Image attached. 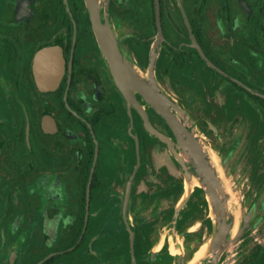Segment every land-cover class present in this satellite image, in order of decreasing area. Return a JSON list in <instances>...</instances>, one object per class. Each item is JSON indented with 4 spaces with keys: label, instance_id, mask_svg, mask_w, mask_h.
<instances>
[{
    "label": "flooded vegetation",
    "instance_id": "af4514ba",
    "mask_svg": "<svg viewBox=\"0 0 264 264\" xmlns=\"http://www.w3.org/2000/svg\"><path fill=\"white\" fill-rule=\"evenodd\" d=\"M185 2L182 0L184 7L179 5L184 32L179 30L182 29L178 26L180 22L167 17L164 0H160V28L155 0H0V194L3 197L7 195V207L2 208V214H18L23 179L38 176L40 152L44 147L61 150L58 158L63 157L67 171L75 166L86 168L91 155L92 168L98 151L95 171L99 179L100 154L104 149L118 153L134 152L141 162L139 153L153 156L155 143L166 147L184 143L188 134L178 127L173 103L169 110L174 115L175 128L147 99L146 91L155 85L169 101L160 87L167 77L171 84L196 83L198 87L214 86L217 82L233 83L246 95L250 91L255 95H250L252 98L264 100V95L253 91L228 72L230 61H233L230 60L231 53L225 50L216 52L217 40L213 29L217 18L203 16L199 0L194 7L188 3L185 5ZM239 2L243 5L245 0ZM186 6L193 10V16L185 14ZM92 10L98 14L108 38L117 44L124 72L117 70L104 54L93 25ZM234 24L237 25L236 19ZM113 25L125 29L119 38L132 39L130 51L137 62L141 63V51L150 49L152 45L162 52L156 63L152 58L148 60L147 82L126 70L123 48L111 34ZM169 28L179 30V34L173 36ZM245 37H239L241 51L246 50ZM42 50H47V56L41 65L38 56ZM231 56L236 57L235 53ZM183 70L190 71L191 80L180 78L179 73ZM235 98L243 101L242 97ZM146 120L157 133L146 126ZM107 136L112 137L113 143L107 144L102 140ZM45 184L43 191L47 193L45 197L47 205H50L61 196V183L56 180L52 185ZM34 186L39 188L38 183H34L31 186L33 191ZM92 201L90 195L87 209L85 195L82 231L76 245L68 250L70 253L76 251V246L80 247V252L87 253L93 246L95 264H192L205 249L201 243L205 227L198 230L201 231L196 240L198 244L182 253L183 241L173 242L171 235L162 241L160 230L166 226L153 225L151 221L119 225L128 231V239L123 238L124 234H116L122 238L88 241ZM53 210L44 215L45 241L50 245L62 220V212L56 207ZM87 212L89 218L85 226ZM254 216L252 207L244 213V228L250 227ZM130 219L134 220L133 217ZM191 226L184 230L183 225L176 221L169 229L176 230V233L178 230L183 237V232L190 231ZM54 228L55 235L51 242H47L48 232ZM244 234L245 243L237 252L240 259L228 264H264L263 244L254 242L257 238H253L251 232L243 230ZM50 254L56 255L55 252ZM16 256V251L10 253V264L14 263ZM214 259V254L209 252L195 264H214ZM82 264H90V260L86 259Z\"/></svg>",
    "mask_w": 264,
    "mask_h": 264
},
{
    "label": "rangeland",
    "instance_id": "374dc122",
    "mask_svg": "<svg viewBox=\"0 0 264 264\" xmlns=\"http://www.w3.org/2000/svg\"><path fill=\"white\" fill-rule=\"evenodd\" d=\"M197 1L186 0L184 4L194 7ZM199 1L203 16L217 18L213 29L216 52L225 50L236 55L230 54L233 61L228 72L264 95V0H245L243 5L239 0ZM179 5L184 7L182 0H164L167 17L180 22L178 26L182 29L179 30L185 32ZM185 14L193 16V10L187 7ZM179 30L169 28L173 36L178 35ZM124 31L113 25L111 34L123 48L126 70L147 82L148 60L152 58L156 63L162 52L155 45L144 49L141 63L146 64L141 66L130 51L132 39L119 38ZM243 35L247 43L246 50L241 51L239 37ZM179 74L180 78L191 80L190 71L183 70ZM169 81L167 77L160 87L173 103L178 127L188 134L187 140L174 147L155 143L153 156L140 152L141 164L132 180L137 161L135 153L104 149L100 154L101 166L92 198L87 240L122 238L116 234H124L123 238L128 239V231L119 225L151 221L153 225L166 226L160 230L162 241L170 235L173 242L183 241L182 253H185L198 244L196 240L201 233L198 230L205 227V237L201 239L205 249L201 258L199 256L192 264L209 252L214 254V264H221L223 260L222 264H228L240 259L237 252L245 243L243 230L251 232L253 238H257L254 242L264 246V100L246 95L233 83L217 82L214 86L198 87L196 83L180 85ZM236 96L242 97L243 103L236 100ZM102 140L113 143L111 136ZM60 151L47 146L40 152L38 176L23 179V191L19 193L21 209L17 215L2 214V208L7 207V195L0 194V264H10L12 251L17 252L13 264H36L51 252L56 253L52 264H82L86 259L95 264L93 246L87 253L80 252V247L76 246V251L68 250L76 245L82 231L92 155L86 168L75 166L67 171L63 157L58 158ZM200 158L204 159V164ZM205 167L213 171L212 178L219 180L218 199L205 193L206 185L201 181ZM56 180L61 183V196L47 205L44 184L52 185ZM34 183H38L39 188L34 186L33 191ZM55 207L62 212V220L50 245L45 241L44 215ZM251 207L255 209V216L250 227L244 228L243 216ZM176 221L184 230L190 224L193 226L181 237L178 230L176 233L169 229ZM222 228H225L223 236L215 241ZM172 251L176 252L174 248Z\"/></svg>",
    "mask_w": 264,
    "mask_h": 264
},
{
    "label": "water",
    "instance_id": "95a60500",
    "mask_svg": "<svg viewBox=\"0 0 264 264\" xmlns=\"http://www.w3.org/2000/svg\"><path fill=\"white\" fill-rule=\"evenodd\" d=\"M155 4H156V13H157V20H158V26L159 28L161 27L160 25V0H155ZM92 20H93V25L95 28V31L97 33V37L99 40V43L102 47V50L104 52V54L106 55V57L109 59L110 63L119 71L124 72V68H123V61L119 52V48L117 46L116 43L112 42L107 34H106V30L103 27V25L100 22L99 16L98 14L94 13V11L92 10ZM161 32V29H160ZM47 56V50H42L40 51V54L38 56V60L40 61L41 65L43 63V60L45 59V57ZM42 89H48V87H42ZM146 95H147V99L153 103L157 109L159 110V112H161L166 119L170 122V124L175 128V118L174 115L170 112L169 110V105L171 104V102H169L165 96L161 95V93L159 92V90L157 89V87L154 85L152 86V88H149L146 91ZM131 100H134L133 96H129ZM146 126L153 132V133H157L156 130L148 123V120H146ZM161 137L163 139L166 140V137L164 135H161ZM98 148V145H97ZM139 152V147H138V142H137V153ZM98 157V151H96L95 153V157H94V163L93 166L90 170V175H89V179L87 182V188H86V207L88 209L89 204H90V195H91V183L93 180V175H94V171H95V162L97 160ZM201 163H205L204 159L200 158ZM140 157L138 156L137 158V163L135 165L134 171L130 177V179L132 180L135 176V173L140 165ZM203 171L205 172V175L203 177V181L207 186L206 192L208 195H211L214 199H218L219 195L217 193V187L219 186V180L216 178H212L213 175V171L208 170L206 167L203 168ZM89 218V213H86L85 216V226L87 224ZM225 232V228H222L216 235L215 237V241L219 240L223 234ZM49 236H47V242H51L54 235H55V228L52 229L50 232H48ZM52 254L47 255V257H50ZM43 260H41L38 264H41Z\"/></svg>",
    "mask_w": 264,
    "mask_h": 264
},
{
    "label": "trees",
    "instance_id": "16d2710c",
    "mask_svg": "<svg viewBox=\"0 0 264 264\" xmlns=\"http://www.w3.org/2000/svg\"><path fill=\"white\" fill-rule=\"evenodd\" d=\"M248 94L251 95V96H255L250 91H248ZM96 181H97V174H96V171H95L94 177H93V180H92V183H91V198H93V195H94V190L96 188ZM87 182H88V179H87ZM85 190H86V187H85ZM85 195H86V192H85ZM55 259H56V255L51 256V257H46L41 264H52Z\"/></svg>",
    "mask_w": 264,
    "mask_h": 264
}]
</instances>
